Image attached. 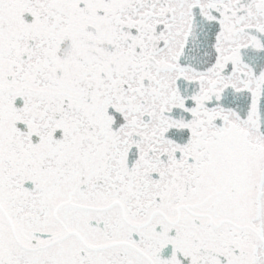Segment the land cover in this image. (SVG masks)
<instances>
[{
	"label": "snow or ice",
	"instance_id": "obj_1",
	"mask_svg": "<svg viewBox=\"0 0 264 264\" xmlns=\"http://www.w3.org/2000/svg\"><path fill=\"white\" fill-rule=\"evenodd\" d=\"M0 264H264V0H0Z\"/></svg>",
	"mask_w": 264,
	"mask_h": 264
}]
</instances>
